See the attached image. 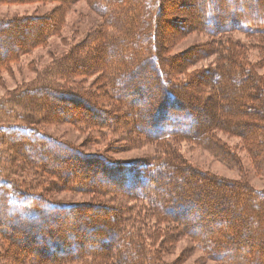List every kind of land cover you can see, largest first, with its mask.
<instances>
[{"label": "trees", "instance_id": "trees-1", "mask_svg": "<svg viewBox=\"0 0 264 264\" xmlns=\"http://www.w3.org/2000/svg\"><path fill=\"white\" fill-rule=\"evenodd\" d=\"M54 1L64 5L68 0ZM167 1L87 0L101 16L99 26L67 53L54 57L34 81L0 98V116L12 120L0 125V244H5L4 257L24 264H70L83 259H88V264H166L149 242L153 238L148 236L145 222L154 218L171 224L219 264H264V189L201 170L177 149L180 141H191L235 163V153L220 142L216 130L239 135L253 168L264 172V73L244 58L243 43L223 40L226 34L241 33L263 46L264 0L180 3L186 8L182 14L189 17L184 31L194 28L211 37L220 36L200 50L177 56L188 59L190 53H215L212 64L191 77L193 83L174 77L171 56L165 54V42L159 41L165 31L163 22L174 14L163 8ZM62 10L0 19L1 66L45 43L59 29ZM93 73L98 75L99 87L107 91L96 101L85 94L88 91L67 86L71 79ZM192 85L200 98L198 107L189 102L193 98L186 90ZM142 93L149 101L136 105L142 101ZM103 96L112 103H101ZM212 97L217 101L216 113L211 120L202 121ZM70 105L84 110L79 108L74 116L65 117L64 113L71 112ZM28 115L40 123L71 121L77 127L98 129L100 135L104 129L131 133L141 140L159 142L163 154L150 163L86 154L25 123ZM12 161L19 162L35 181L7 177L3 168ZM2 162L6 164L1 166ZM170 175L175 177L167 179ZM176 178L184 182L178 190L171 186ZM48 184L88 193L100 201H51ZM160 190H166L164 198ZM115 195L134 201L137 214L114 204ZM190 203L196 212L185 215ZM13 220L22 224V234L3 230V225ZM96 221L100 223L89 227ZM213 222L221 230L214 228ZM164 230L159 229L162 239L167 237ZM21 235L26 237L25 243ZM86 239L91 240L87 245ZM30 245L35 251L24 248Z\"/></svg>", "mask_w": 264, "mask_h": 264}, {"label": "rangeland", "instance_id": "rangeland-1", "mask_svg": "<svg viewBox=\"0 0 264 264\" xmlns=\"http://www.w3.org/2000/svg\"><path fill=\"white\" fill-rule=\"evenodd\" d=\"M182 1L183 0H170L169 2L167 1L168 3L165 2L163 4V8L167 10V12L174 14L170 16L171 18L166 17L167 20L163 22L165 31L162 30V35L159 36V41H161L162 44L165 42V54L168 57L171 56L172 61L169 65L174 77L178 80H191L192 82L191 77L193 75L195 76V72L207 69L216 59L215 53L208 51L203 55L200 53L197 56H191L190 53L187 56L188 59L185 58V56L183 59H178L177 56L179 57L182 53L186 54L187 51L191 49L195 51L200 50L205 46V44H210V42H213L214 38H219L220 36L211 37L209 34L197 31L194 28L184 31L183 29H186L188 25L187 20H189V17L182 14V12H185L184 10H186L185 7L180 5ZM58 8L63 9L61 12L62 19L60 20L59 29L50 35L45 43L37 45L31 51L21 54L17 59L11 61L5 67L0 64V98H2L7 91L18 89L20 86L38 78V75L43 67L52 62L54 57L67 53L77 42L85 40L89 36L90 31L97 28L101 22V16L89 6L87 0H68L64 5H61L59 2L54 0L45 2H0V19L25 16H44L53 14ZM223 40L239 41L243 43L244 58L250 64L257 67V72L261 74L264 73V60H262L264 55V43L262 46V43L258 44L251 37H246L241 33L226 34L225 37H223ZM0 54H2V48H0ZM94 62H96V60ZM97 78L98 75L95 73L86 75V77L79 76L76 77V79H71V84H68L67 86L77 88L83 92L88 91V93L85 94L87 96H90L89 94H91L92 97H90L96 101L100 95L102 96L105 93L107 94L105 87H99L98 83L100 82ZM199 80L201 81V79ZM194 87L195 85H192L191 87L188 86L186 91L191 94L190 97L193 98L192 101L189 100L191 105L198 107L197 103L200 98H197L198 93ZM149 88L151 90L153 89V87L150 86ZM206 90H203V92H208ZM103 97L105 98L104 100ZM103 97L100 101L101 103L105 102L107 105L112 103V101L107 99L106 96ZM141 98L142 101L137 103L135 102L136 105L148 103L149 98L148 100L146 99L145 93H142ZM195 99H198V101H195ZM212 99L213 97L207 100L208 104L205 106L206 108L203 113L202 121L206 122L207 120H211L216 113L217 101ZM79 108L84 110V108L79 105H70L71 110L69 111L71 112L67 114L64 113L63 115L70 118V116H74L76 114ZM118 110L119 109H116L115 111ZM87 112L90 111L87 110ZM15 113H20V111L15 110ZM24 121L27 124L35 125L44 133L78 148L86 154L99 153L106 155L113 160H137L142 163H150L155 160L158 155L163 154L160 147L161 144L159 142L141 140L139 137H135V135H132L131 133L128 134L124 131L104 129L103 134L100 135V131H98V129L90 130L77 127L71 121L67 120L40 123L39 120L32 115L26 116ZM10 122H12L11 119H6L3 115L0 116V125H7ZM216 135L220 142L235 153L237 157L235 163H228L217 157L207 148L191 141H180L177 144V149L184 159L192 165L199 167L201 170L207 171L210 174L229 181L245 180L249 185L258 190L264 189V172L256 171L253 168L248 150L246 146H244L241 137L239 135L224 133L219 130H216ZM4 164H6V162H2L1 166ZM77 165L79 164L77 163ZM6 166V168H3V173L7 177L25 183L29 180L35 181V177L25 170L19 162H8ZM20 167L22 170H19ZM169 177L170 178L167 179L172 180L175 176L170 175ZM176 179L177 184L174 183L171 186L175 190H178L180 189L179 185H183L184 182L181 178ZM93 185L97 184L93 183ZM165 192L166 190H160L161 198H164ZM167 192L169 191L167 190ZM47 194L49 195V199L55 202L74 204L100 201L99 198L94 197L91 194L79 191L60 190L55 186L52 187L50 184H48ZM113 198L114 204L128 208L131 211L130 214L132 215L137 214L136 211H133V207L137 205L134 201L128 200L126 197L120 195H115ZM199 201L202 205L206 204V201ZM190 205H192L191 209H189L185 215H191L196 212L195 205L191 203ZM225 211L230 212L229 208ZM85 218H83L84 221ZM148 221V224L145 222L148 230L147 233L149 237L153 238V242H149L152 243L161 261L166 264H219V262L206 257L203 252L195 246V243L189 239V237L176 232L175 229L172 228L171 224H163L154 218H149ZM199 221L204 220H201L200 218ZM99 223V221H96L95 223L91 222L88 225L91 227L93 225H98ZM209 225L210 224H208V226ZM211 225L217 230L220 229L216 222L211 223ZM52 226L53 225H49V228ZM2 228L4 231H10L13 229L17 230L18 234L23 232L22 224L14 220L8 222L6 226L3 225ZM36 228L38 227L36 226L35 230ZM159 229H166L164 232L162 231L163 235L165 234L167 236L166 238L164 236V239L161 238ZM156 230L157 233H155ZM102 235L103 234H101V236ZM20 237H23L21 240L25 243L26 237L23 235ZM66 238H69V236L67 235ZM34 239L36 241L37 237H34ZM32 241L34 244L33 237ZM89 241L91 240L86 239L84 244L87 245ZM4 247L5 244H0V264H24L19 261V259L14 261L12 258L4 257ZM32 247L33 246L31 245L24 246L28 252L35 251ZM88 263H90L88 259H83L81 261L71 262L70 264Z\"/></svg>", "mask_w": 264, "mask_h": 264}]
</instances>
